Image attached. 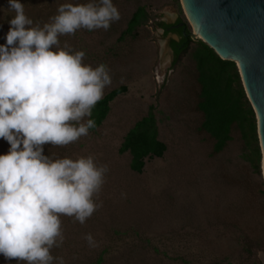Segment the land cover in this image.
<instances>
[{"label":"rangeland","instance_id":"rangeland-1","mask_svg":"<svg viewBox=\"0 0 264 264\" xmlns=\"http://www.w3.org/2000/svg\"><path fill=\"white\" fill-rule=\"evenodd\" d=\"M113 3L120 19L107 31L81 29L59 37L61 47L67 42L86 53L83 63L108 67L112 82L104 96L125 89L111 102L102 124L87 136L67 146H42L43 154L53 159L91 155L97 165L109 168L96 201H102V207L84 224L62 216L65 240L51 254L63 257L64 264H93L101 257V264H200L190 247L203 232L209 236L205 244L216 246L222 259L229 255L233 264H264L262 150L260 157L255 141L245 140L235 128L225 149L215 153L213 138L201 129L193 56L200 39L177 59L171 41L179 35L158 25L182 17L193 31L182 4L181 10L177 0ZM139 8L146 14L139 37L121 40ZM149 115L155 118L166 150L162 156L147 157L139 172L131 167V154L120 149L128 132ZM87 233L96 247L84 239ZM12 260L7 264H27Z\"/></svg>","mask_w":264,"mask_h":264},{"label":"clouds","instance_id":"clouds-1","mask_svg":"<svg viewBox=\"0 0 264 264\" xmlns=\"http://www.w3.org/2000/svg\"><path fill=\"white\" fill-rule=\"evenodd\" d=\"M8 8L14 15L0 45V138L10 144L0 155V254L27 264H64L51 254L65 240L61 217L84 224L102 207L96 201L109 168L91 155L53 159L42 146L87 136L96 124L85 118L112 78L105 64L83 63L86 53L67 42L61 47L59 37L107 31L120 12L113 0L61 3L41 25L20 0H9ZM84 239L97 246L91 233Z\"/></svg>","mask_w":264,"mask_h":264},{"label":"trees","instance_id":"trees-1","mask_svg":"<svg viewBox=\"0 0 264 264\" xmlns=\"http://www.w3.org/2000/svg\"><path fill=\"white\" fill-rule=\"evenodd\" d=\"M20 2L24 5L26 15L33 19L34 24L39 22L41 25L48 22L47 18L52 14V10L61 4V0H20ZM177 4L181 9L180 0H177ZM8 5L9 0H0V45L6 44V36L10 29L9 21L14 15L9 11ZM145 17V11L139 8L133 14L120 39L138 38ZM177 24L180 25L169 29L168 27L173 24L158 22V25L166 32L173 31L179 35V40L172 39L171 41L174 54L178 59L182 53L190 49L194 39L185 18H179L174 23V25ZM193 56L197 62V81L200 85L197 106L203 116L201 129L213 138L214 152L219 153L225 149L232 140L233 131L236 128L245 140L255 141L261 157L256 113L244 89L236 62L222 59L209 44L202 40H199ZM124 89L125 87H120L111 90L95 105L92 116L89 118L95 121L96 127L90 130L102 124L110 111L111 102L121 95ZM9 149V142L0 138V155L7 154ZM120 150L131 154V167L139 172L143 169L147 157H159L164 154L166 145L158 138V127L153 115L146 116L135 124L126 135ZM196 235L194 239L196 243L192 247L189 246L195 255V261L200 264H233L228 261L229 255L223 256L224 259H222L216 246L205 244L209 238L207 234L200 232ZM250 241L251 239L245 243L246 247L251 245ZM99 259L101 261L97 260L92 263L101 264L104 257ZM8 262H13V260L0 254V264Z\"/></svg>","mask_w":264,"mask_h":264},{"label":"water","instance_id":"water-1","mask_svg":"<svg viewBox=\"0 0 264 264\" xmlns=\"http://www.w3.org/2000/svg\"><path fill=\"white\" fill-rule=\"evenodd\" d=\"M180 1L193 39L206 42L238 66L257 117L264 176V0Z\"/></svg>","mask_w":264,"mask_h":264},{"label":"flooded vegetation","instance_id":"flooded-vegetation-1","mask_svg":"<svg viewBox=\"0 0 264 264\" xmlns=\"http://www.w3.org/2000/svg\"><path fill=\"white\" fill-rule=\"evenodd\" d=\"M176 22H177V20H176L174 23H176ZM174 23H172L173 25L170 26V27H168V28L171 29V28H173V27H175V26H179V25H180V24L174 25Z\"/></svg>","mask_w":264,"mask_h":264},{"label":"bare ground","instance_id":"bare-ground-1","mask_svg":"<svg viewBox=\"0 0 264 264\" xmlns=\"http://www.w3.org/2000/svg\"><path fill=\"white\" fill-rule=\"evenodd\" d=\"M194 33H195V31H194ZM195 35H196V33H195ZM197 36V35H196ZM198 37V36H197Z\"/></svg>","mask_w":264,"mask_h":264}]
</instances>
